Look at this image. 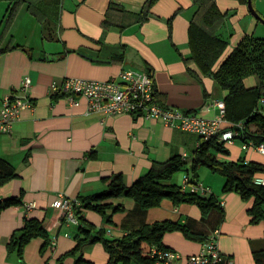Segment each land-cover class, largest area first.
Wrapping results in <instances>:
<instances>
[{
    "label": "crops",
    "instance_id": "obj_1",
    "mask_svg": "<svg viewBox=\"0 0 264 264\" xmlns=\"http://www.w3.org/2000/svg\"><path fill=\"white\" fill-rule=\"evenodd\" d=\"M145 1L58 0V32L50 38L45 36L39 46L27 37L33 30V37L39 34L29 3L18 8L0 41V49L8 48L0 52V109L6 95L23 94L32 99L35 107L24 108L11 131L0 136V157L18 173L0 186V199L22 198L21 204L0 212V264H75L74 257L63 255L75 246L79 225L69 223L64 212L52 205L60 194L78 200L93 196L105 190L109 183L106 179L117 173L126 185H131L154 160L164 161L173 154L186 153L184 159L191 163L200 144L198 134L172 127L161 119L89 113L84 98H79L80 105H74L63 95L52 94L53 82L65 77L107 79L123 70L136 69L153 76L164 104L196 111L206 118L219 116L213 101L224 99L223 90L211 76L202 74L195 62L187 61L188 30L196 9L193 0H158L151 8L152 15L143 20ZM1 2L6 1H0V23L8 8ZM216 2L221 11L228 12L220 28V34L230 43L226 53L245 35L259 33L262 22L251 14L248 2ZM253 4L264 17V0H253ZM29 24L34 28L30 29ZM15 26L24 30L22 37L26 38L11 34ZM35 49L38 50L33 52ZM26 76L32 84L22 93L20 86ZM256 83L255 78L250 86ZM225 145L230 154L223 158H244L264 165V154L256 148L243 149L240 139ZM202 170L203 176L193 184L209 188L205 195L217 197L222 213L213 211L202 220L196 204L176 206L168 199L142 212L131 197L120 196L113 201L125 210L113 215L115 228L111 227L109 234L123 236L127 229L144 221H191L207 238L218 231L219 250L235 264H256L254 252L264 250V220L251 221L253 199L246 200L236 191H223L224 176L204 167ZM185 175L189 174L181 177L180 185ZM255 176L264 178V171ZM81 214L97 227L106 225L97 212L83 209ZM25 217L44 222L51 237L45 252L41 251L40 238L25 246L23 257L8 251V243L23 227ZM163 241L185 255L197 254L203 247V242L190 240L181 231L166 233ZM84 254L91 264L108 262V253L100 243L87 246Z\"/></svg>",
    "mask_w": 264,
    "mask_h": 264
},
{
    "label": "trees",
    "instance_id": "obj_2",
    "mask_svg": "<svg viewBox=\"0 0 264 264\" xmlns=\"http://www.w3.org/2000/svg\"><path fill=\"white\" fill-rule=\"evenodd\" d=\"M7 13L4 18L5 30L1 39L6 35L15 18L18 8L28 0H6ZM158 0H146L141 19L147 20L152 6ZM247 3L248 0H241ZM196 6L195 13L190 21L188 30L190 56L187 61L197 64L204 75L211 76L224 92L226 103V118L231 123L243 122L237 128V138L242 142L253 141L256 144L264 142V39L253 35H245L240 42L228 53L229 40L220 34L228 12H223L216 0H193ZM29 9L38 18H43L44 11L29 4ZM170 23L172 17L169 19ZM171 25V24H170ZM108 21H104V27ZM13 48V47H12ZM0 49V52L7 50ZM120 58L119 55L115 56ZM254 76L256 85L247 86L246 79ZM156 99L164 104L162 95L156 92ZM200 144L193 153L191 162L190 182L199 180V169L207 168L225 178L223 191H236L242 198L253 199L249 209L252 222L264 220V185L257 184L254 177L257 172L264 171V165L244 158L237 160L223 158L230 151L225 142L215 138L203 140L199 136ZM187 160L180 154H173L164 161L154 160L149 170L140 175L131 185H126L120 173L107 178L108 187L93 196L81 198V205L77 207L76 214L80 220L78 232L75 235V246L63 255L75 258V264H91L86 259L84 250L87 246L100 243L108 253L107 264H157L151 253V247L169 248L164 244V236L168 232L181 231L186 238L205 242L208 238L205 233L195 228L191 221L181 222L171 219L143 222L135 228L127 229L120 237L109 236L106 228L97 227L82 216L83 209L99 213L104 220L112 224L113 215L124 211L122 204L113 200L120 196L131 197L136 207L146 212L150 208L159 206L163 200L168 199L176 206L183 203L196 204L202 213V220H206L213 211L223 212L221 203L216 196L200 194L183 188V185L172 182L174 174L185 167ZM18 173L14 166L0 157V186L4 185ZM22 203L21 196H12L0 199V212L11 206ZM43 240L41 251L45 252L50 246L51 237L45 224L37 217H25L24 225L16 231L9 243L8 251H16L23 257V250L32 240ZM256 264H264V250L254 252ZM226 260L210 263L225 264Z\"/></svg>",
    "mask_w": 264,
    "mask_h": 264
},
{
    "label": "built area",
    "instance_id": "obj_3",
    "mask_svg": "<svg viewBox=\"0 0 264 264\" xmlns=\"http://www.w3.org/2000/svg\"><path fill=\"white\" fill-rule=\"evenodd\" d=\"M31 78L24 77L20 90L27 92L31 87ZM52 94H61L74 105H80V99L87 101V111L102 116L121 114L141 115L146 118L161 119L166 124L198 134L203 140L215 138L218 141L232 143L239 133L237 128L243 122L230 123L226 118V103L224 99H215L213 104L218 107L220 114L215 118H206L196 111H186L160 103L156 99V86L153 76L148 72L136 69L121 71L118 75L107 79H90L80 77H65L61 82H53L50 86ZM264 104V96L261 98ZM35 107L32 99L26 95H6L0 109V136L11 131L13 124L20 119L24 108ZM225 123H227L225 125ZM230 123V124H228ZM243 149L256 148L264 154V142L256 144L253 141L242 142ZM186 153L182 157L185 158ZM257 184L264 185L263 177H254ZM183 188L192 192L205 194L209 188L190 182V176L185 175ZM61 209L69 223L79 225L76 214L81 205L78 199H71L60 194L52 203ZM218 231L212 234L197 254L185 255L172 248L151 247L152 256L157 264H210L226 260L225 264H235L218 248Z\"/></svg>",
    "mask_w": 264,
    "mask_h": 264
},
{
    "label": "rangeland",
    "instance_id": "obj_4",
    "mask_svg": "<svg viewBox=\"0 0 264 264\" xmlns=\"http://www.w3.org/2000/svg\"><path fill=\"white\" fill-rule=\"evenodd\" d=\"M0 1H6V0H0ZM9 1L6 2H1V3H5L8 4ZM29 4H31L32 2H36L34 4H36V6H40L41 9H43L44 11V16L43 18H38L35 20V23L37 24V31H39V34H37V36L33 37L34 35V30L32 31L31 34H29L27 37L29 38L30 41H32L34 44H37V46H39V44H42V39L45 40V36L49 37L52 35H55V33L58 32V27H59V21H58V15H59V7H58V0H28L27 1ZM3 5V4H1ZM194 5V4H193ZM195 6V5H194ZM30 13L32 15H34V13L29 9ZM35 16V15H34ZM3 21V20H2ZM0 23V38L2 36V33L5 30V24L4 22ZM35 25L33 24H29L28 27L34 28ZM262 30H264V24L260 23L259 28H258V32L259 33H255L252 34L254 37L256 38H260V39H264V34L262 32ZM15 35L16 38H26V37H22L23 35H25L26 33L24 32V30L22 28L18 29L17 26L13 27L11 34ZM10 34V36H11ZM38 49L33 50V52H36ZM255 79L254 76L249 77L246 81L247 84H252V81ZM184 110V109H183ZM192 170V165L190 163L189 160H187V164L185 165V167L183 169L178 170L175 174H174V178L172 180V182L179 184L181 177L186 173L189 174L188 171L191 173ZM204 171L201 169H199V177L203 176ZM218 177V176H217ZM225 183V182H224ZM106 225H104L103 228H106L107 233L108 231L111 229V227H113L112 224L107 223L106 221H104ZM115 228V227H113ZM109 236H111L108 233ZM114 237V236H113ZM133 264H137V263H133Z\"/></svg>",
    "mask_w": 264,
    "mask_h": 264
},
{
    "label": "water",
    "instance_id": "obj_5",
    "mask_svg": "<svg viewBox=\"0 0 264 264\" xmlns=\"http://www.w3.org/2000/svg\"><path fill=\"white\" fill-rule=\"evenodd\" d=\"M248 8H249L251 14L254 17H256L259 21H261L262 23H264V17L255 8V6L253 4V0H248Z\"/></svg>",
    "mask_w": 264,
    "mask_h": 264
}]
</instances>
